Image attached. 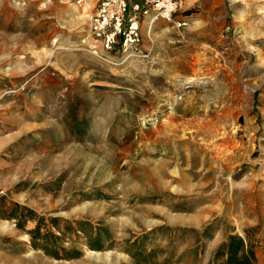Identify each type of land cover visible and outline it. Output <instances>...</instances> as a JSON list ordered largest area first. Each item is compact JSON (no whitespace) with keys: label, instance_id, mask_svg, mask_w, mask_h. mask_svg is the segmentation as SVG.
Segmentation results:
<instances>
[{"label":"rangeland","instance_id":"1","mask_svg":"<svg viewBox=\"0 0 264 264\" xmlns=\"http://www.w3.org/2000/svg\"><path fill=\"white\" fill-rule=\"evenodd\" d=\"M96 7L0 0V264H220L247 233L264 264V0H183L129 53Z\"/></svg>","mask_w":264,"mask_h":264},{"label":"built area","instance_id":"2","mask_svg":"<svg viewBox=\"0 0 264 264\" xmlns=\"http://www.w3.org/2000/svg\"><path fill=\"white\" fill-rule=\"evenodd\" d=\"M85 1L75 0L78 4ZM182 3L183 0H97L91 32L104 50L129 53L141 43L143 18L150 25L160 17L171 19Z\"/></svg>","mask_w":264,"mask_h":264},{"label":"trees","instance_id":"3","mask_svg":"<svg viewBox=\"0 0 264 264\" xmlns=\"http://www.w3.org/2000/svg\"><path fill=\"white\" fill-rule=\"evenodd\" d=\"M257 248L258 241L249 233L229 234L219 245L215 258L220 264H260Z\"/></svg>","mask_w":264,"mask_h":264},{"label":"bare ground","instance_id":"4","mask_svg":"<svg viewBox=\"0 0 264 264\" xmlns=\"http://www.w3.org/2000/svg\"><path fill=\"white\" fill-rule=\"evenodd\" d=\"M180 83V82H179ZM222 115H224L223 113H222ZM217 117V116H216ZM227 119V118H226ZM165 125H166V123H165ZM218 146V145H217ZM221 146H222V144H221ZM225 148V147H224ZM222 149V148H221ZM223 150V149H222ZM226 150V149H225ZM217 151V150H216ZM221 151V150H220ZM222 153V152H221ZM216 154H219V153H216ZM223 155V154H222ZM221 158V157H220ZM223 159V158H222ZM228 164V163H227ZM226 164V165H227ZM220 165V164H219ZM219 169H221V168H219ZM223 186V185H222ZM222 191V190H221Z\"/></svg>","mask_w":264,"mask_h":264},{"label":"crops","instance_id":"5","mask_svg":"<svg viewBox=\"0 0 264 264\" xmlns=\"http://www.w3.org/2000/svg\"><path fill=\"white\" fill-rule=\"evenodd\" d=\"M94 1H96V3H97V0H94Z\"/></svg>","mask_w":264,"mask_h":264}]
</instances>
